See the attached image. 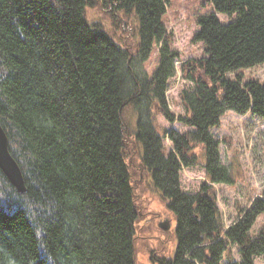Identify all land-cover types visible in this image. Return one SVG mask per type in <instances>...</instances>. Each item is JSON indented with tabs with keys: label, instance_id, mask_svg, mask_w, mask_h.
Segmentation results:
<instances>
[{
	"label": "trees",
	"instance_id": "obj_1",
	"mask_svg": "<svg viewBox=\"0 0 264 264\" xmlns=\"http://www.w3.org/2000/svg\"><path fill=\"white\" fill-rule=\"evenodd\" d=\"M208 1L214 11L198 18L193 38L204 55L181 63L193 87L180 93L186 113L177 116L167 99L180 58L164 25L170 0H0V123L28 189L19 193L0 169V264H137V189L146 178L177 239L174 257L153 252L151 264L264 256V228L253 235L264 188L225 228L214 185L235 178L212 132L227 112L264 121V82L243 74L264 64V0ZM96 7L123 36L88 22ZM156 46L149 76L141 65ZM128 109L138 118L134 133ZM158 117L189 130L159 129ZM197 165L207 179L188 193L181 171Z\"/></svg>",
	"mask_w": 264,
	"mask_h": 264
},
{
	"label": "rangeland",
	"instance_id": "obj_2",
	"mask_svg": "<svg viewBox=\"0 0 264 264\" xmlns=\"http://www.w3.org/2000/svg\"><path fill=\"white\" fill-rule=\"evenodd\" d=\"M213 11L212 4L208 0H170L164 16V25L171 36L170 46L180 54L176 62L177 75L171 80V86L167 92L170 110L177 116L186 113L180 100V93L193 87L190 81L182 77L181 63L204 55L203 44L194 43L193 38L199 29L198 18ZM218 16L223 22L229 21L225 16ZM86 18L90 24H101L109 35L123 36L120 29L114 28L107 10L99 7L89 8ZM131 23V27L135 28L134 22L131 21ZM132 35L135 40V31ZM158 56L159 46H156L149 60L141 65V69L149 76L158 66ZM243 74L246 80L252 78L264 82V64L246 70ZM230 77L234 78L235 74ZM124 117L131 132H136L138 119L136 113L128 109ZM157 125L159 129L169 128L180 132L189 130L187 126L179 122L170 123L163 117H158ZM212 132L221 141L222 162L229 167L235 178L233 185H214L223 222L225 228H228L237 219L238 208L250 206L256 197L261 196L264 188V121L250 114L239 115L235 112H227L222 118L220 128ZM164 146L168 150L173 148L168 138L164 139ZM131 150L134 151L135 160L138 161L139 153L135 152L133 146ZM206 179V171L202 165L185 167L181 171V186L188 193H197ZM137 190L141 205L138 239L135 245L137 264H151L150 256L153 252L159 256L174 257L177 246L175 220L161 200L160 193L155 190L151 178L142 180ZM165 218L171 220V224L173 223L169 231L159 228V222ZM262 228H264V215L258 218L253 235ZM232 253L234 258H240L236 247L232 248ZM255 264H264V256L257 257Z\"/></svg>",
	"mask_w": 264,
	"mask_h": 264
},
{
	"label": "water",
	"instance_id": "obj_3",
	"mask_svg": "<svg viewBox=\"0 0 264 264\" xmlns=\"http://www.w3.org/2000/svg\"><path fill=\"white\" fill-rule=\"evenodd\" d=\"M0 169L7 177L12 186L19 193L28 191L26 180L20 164L13 157L10 151V141L8 134L0 123ZM173 224V223H172ZM171 220L165 218L159 222V228L163 231H169L172 228Z\"/></svg>",
	"mask_w": 264,
	"mask_h": 264
},
{
	"label": "crops",
	"instance_id": "obj_4",
	"mask_svg": "<svg viewBox=\"0 0 264 264\" xmlns=\"http://www.w3.org/2000/svg\"><path fill=\"white\" fill-rule=\"evenodd\" d=\"M239 257H240V256H239ZM235 260L239 261V260H240V258H239V259H236V258H235Z\"/></svg>",
	"mask_w": 264,
	"mask_h": 264
}]
</instances>
